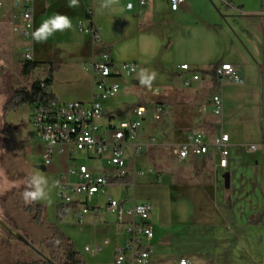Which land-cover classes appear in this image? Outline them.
Listing matches in <instances>:
<instances>
[{
    "label": "crops",
    "instance_id": "crops-1",
    "mask_svg": "<svg viewBox=\"0 0 264 264\" xmlns=\"http://www.w3.org/2000/svg\"><path fill=\"white\" fill-rule=\"evenodd\" d=\"M100 1L102 0L97 3L91 0L88 3L87 0H77L75 7H69V0H33L31 37L29 41H25L22 37L20 7L16 6L15 0H0V33L17 36L24 61L28 49L31 62L38 63V67L49 66L46 78L52 69L50 92L57 102L89 103L92 100L94 77L86 65L91 60L100 58L103 52L100 48L107 49L114 64L110 47L100 42L99 33L104 29L99 26L101 16L98 19L94 17L95 5H103ZM122 1L126 5L127 1ZM189 1L191 0H185L179 11L187 8ZM209 1L213 5H219L218 10L224 22L215 31V36L221 37L227 45L223 55L215 62L201 64V69L189 68L190 71L185 74L174 75L177 80L182 79L183 88L202 83L190 93L181 95L180 86L176 84L174 92L166 91L151 105L140 104L147 108V115L151 114L152 119L154 106L162 107L164 114L159 120L166 119V122L161 133L164 135L166 131L177 140L161 142L153 150L154 153L152 151L153 154L143 156V163L149 164L146 169L137 168L135 163L143 149L138 136L141 151L132 154L127 149L132 164L128 163L125 153L128 169L126 178L131 183L121 185L127 189L129 196L118 199L128 200L130 204L147 202L151 205L150 225L153 237L148 264H179L182 260L188 261V264H264V0ZM129 2L133 8L126 10L124 5V9L133 14L131 22L141 26L140 23L146 22L145 18L149 14L142 15L140 20L138 17L144 13L148 0L144 8L138 7L137 0ZM106 5L107 15H111L114 8L108 3ZM88 11L90 20L86 18ZM54 14L67 16L72 26L63 31L55 30L62 38L57 43L62 48L48 56L47 40L37 41L33 33ZM88 21L98 28L99 42L94 43L90 35L79 29L77 31L81 34V40L77 43L72 41L70 35L74 34L78 24L84 26ZM147 23L149 22L145 24ZM114 39L110 37L108 41ZM88 47L89 61L85 62L86 58H83L82 62L86 67L84 70L90 73L85 75L81 96H64L58 89L60 81L67 80L69 68L75 65L73 62L79 56L85 55ZM221 64H230L238 79L220 80L215 75L217 83L214 82L210 73ZM122 75L125 74L111 79V82L119 84L118 80ZM194 75L198 76L197 81H192ZM46 78L37 80L43 81ZM186 82H189L188 86H185ZM150 94L153 93H149V98ZM214 97H218L221 102L218 115L214 113ZM137 105L139 104L136 103L135 106ZM132 109L133 107L119 108L115 115L104 116L102 107L100 123L128 119ZM189 134L203 135L208 145L215 137L227 135V168L222 170L218 167L219 155L211 146L205 156L188 157L179 161L176 156L177 148ZM153 144L155 139L152 137L150 145ZM249 145H257L258 149L250 152L247 150ZM95 165L98 172L107 167L103 160ZM134 171L142 174L133 175ZM224 173L229 174L228 189L224 187L222 180ZM114 184L116 182L111 186ZM109 188L107 193L115 198ZM104 224L112 226V223ZM113 226L119 228L121 233L115 239V249L122 243L125 232L123 227L115 223ZM106 241L109 245L110 241ZM96 247L102 250V247ZM89 250L92 254L95 253L93 248Z\"/></svg>",
    "mask_w": 264,
    "mask_h": 264
},
{
    "label": "rangeland",
    "instance_id": "rangeland-1",
    "mask_svg": "<svg viewBox=\"0 0 264 264\" xmlns=\"http://www.w3.org/2000/svg\"><path fill=\"white\" fill-rule=\"evenodd\" d=\"M90 1L87 0L88 3ZM95 1L99 2V0ZM100 2L103 5L108 3L114 8L111 15H107V7L98 4L94 7V17L98 19L101 16L102 21H99V26L101 29L104 28L99 33L100 42L110 47L111 56L117 67L122 64H134L140 67L136 74L122 75L119 78L121 88L119 93L102 103L104 116L115 115L119 108L131 109L136 103L151 105L166 91L174 92L176 84L180 86L181 95L190 93L202 83H194L189 88H183L182 79L174 78L176 73L185 74L180 70V65L186 64L191 70L201 69V64L219 60L227 48L225 41L215 36V31L217 32L224 23L218 10L219 5H213L209 0H191L187 8L175 14L169 12L166 0H148V5L138 20L143 18L142 15L149 14L145 21L150 24L144 22L140 23L141 26L131 22L134 16L125 11L123 1ZM77 30L78 28L73 35H70L75 43L81 40V34ZM12 35L0 33V128L1 117L4 116L6 123L14 128L12 138L17 143L18 149L17 158L7 153L3 149L0 133V218L19 234V238L10 237L0 229V264L30 263L47 256L46 240L49 239L50 232L46 227L34 225L31 216L21 211L31 203L23 198L22 192L29 187V179L36 174L44 176L47 181V197L36 201L45 208L46 223L56 225L59 231L73 243L84 264H114V242L121 234L119 228L113 226L115 217L105 214L102 210L98 217L92 213L86 214L81 224L77 223L73 213H68L61 222H58L57 207L61 203L58 195L59 174L64 170L65 165L71 166L73 162L63 157L57 158L49 167L44 166L43 145L35 136L30 123V105L21 106L14 112L2 113V106L12 92L28 90L34 81L46 78L49 68V66H41L28 76H24L21 66L24 62L23 51L17 36ZM110 37L115 39L108 41ZM60 39L62 40L56 31L46 39L49 44L48 56L60 51L62 47L57 44ZM100 50L107 52L104 47ZM89 51L88 47L85 55L79 56L73 62L75 65L69 68L70 74L67 80L60 81L58 89L64 96H81L85 75L89 72L84 70L87 65L83 66L82 61L83 58H86L85 62L89 61ZM141 72L156 73L150 87L139 82ZM149 93H153L150 94V98ZM165 122L166 119L153 121L151 114L146 116L138 131L139 135L137 134L138 140L143 144V149L135 160L137 168L146 169L149 166L143 163V156L152 153L161 142L177 140L166 131L164 135L161 133ZM152 137L155 139V144L150 145ZM125 153L128 163L132 164L127 149ZM76 157L81 163L89 166L92 164V161L82 155L76 154ZM109 191L117 199L129 196L127 189L121 185L114 184ZM102 201L103 198L98 196L93 199V203ZM104 222L112 223V226ZM106 240H109L110 244L102 247ZM96 246L102 247V250L92 254L89 249Z\"/></svg>",
    "mask_w": 264,
    "mask_h": 264
},
{
    "label": "built area",
    "instance_id": "built-area-1",
    "mask_svg": "<svg viewBox=\"0 0 264 264\" xmlns=\"http://www.w3.org/2000/svg\"><path fill=\"white\" fill-rule=\"evenodd\" d=\"M32 1L15 0L17 7L21 9L23 23L22 37L29 41L32 31ZM126 10L133 8L132 3L126 0ZM138 7L144 8L146 0H137ZM185 0H167L170 12L179 11ZM1 9V4H0ZM90 20V11L86 13ZM80 32L90 35L94 42H99L98 28L88 21L84 26L79 23ZM31 56L26 50L25 61H30ZM87 68L94 77V94L89 103L81 102H55L44 107L40 104L31 105L30 123L35 136L43 145L42 159L45 167L55 163L57 158H67L72 165L64 166L59 174L58 195L61 203L59 207L63 211L73 213L78 224L83 223L84 216L92 213L97 216L103 210L105 214L115 217V224L123 227L125 236L122 243L114 249V264H148L152 253L150 244L153 233L150 225L151 205L144 203H129L125 199H115L107 193V189L113 182L128 177L125 149L132 154L141 151L142 145L137 142V134L145 121L147 108L142 105L133 107L130 117L117 122L107 120L101 124L102 103L119 93L120 87L116 82H109L115 77L136 73L135 65L123 64L117 68L110 55L103 51L98 60H91ZM183 72H189L186 65L180 66ZM215 75L220 80H237L238 77L230 64H221ZM194 75L192 81H197ZM189 82L185 83L188 86ZM214 113L220 114L221 102L218 97L212 99ZM164 114V109L154 106L153 119L159 120ZM229 138L225 134L215 137L211 144L205 141L201 134H189L185 137L176 151L179 161L188 157L205 156L211 146L218 152V167L227 168ZM257 145H249L247 150L254 152ZM76 154L92 161L89 166L79 162ZM105 161L107 167L97 171L95 165L98 161ZM142 174L140 171L133 172ZM102 197L100 203H93L94 197ZM108 245L104 241L103 246ZM100 250L93 248V252ZM179 264H188L182 260Z\"/></svg>",
    "mask_w": 264,
    "mask_h": 264
},
{
    "label": "trees",
    "instance_id": "trees-1",
    "mask_svg": "<svg viewBox=\"0 0 264 264\" xmlns=\"http://www.w3.org/2000/svg\"><path fill=\"white\" fill-rule=\"evenodd\" d=\"M21 66L22 74L28 76L39 64L31 61H24ZM210 74L213 81L217 83L215 71ZM51 75L52 69L49 71L46 79L43 81H34L28 90L12 92L11 96L7 98L2 106V113L14 112L24 105L31 106L33 104H40L44 107H48L52 103L57 102L55 96L50 92L52 83ZM1 122L0 133L2 135L3 149L13 158H17L16 151L18 147L17 143L12 138L14 128L6 123L4 116L1 117ZM130 183L131 180L128 178L116 181L118 185H127ZM21 211L31 216L34 225L46 227L50 232V237L46 240L47 256L30 263L17 262L16 264H84L81 256L74 248L73 243L59 231L56 225L46 223L45 208L42 205L36 201H31V203L23 207ZM67 214V211H63L60 207H57L56 220L61 222L62 218ZM21 240L25 241L22 238Z\"/></svg>",
    "mask_w": 264,
    "mask_h": 264
},
{
    "label": "clouds",
    "instance_id": "clouds-1",
    "mask_svg": "<svg viewBox=\"0 0 264 264\" xmlns=\"http://www.w3.org/2000/svg\"><path fill=\"white\" fill-rule=\"evenodd\" d=\"M76 5L77 0H69V7H75ZM102 7H107V5H102ZM71 26V20L67 16L54 14L52 17L41 23L40 27L34 31L33 37L37 41H44L53 34V31H63L71 28ZM155 75V72L150 74L141 72L139 82L150 87ZM28 185L29 187L22 192V196L26 201H38L47 197V181L44 176L39 174L33 175L29 179Z\"/></svg>",
    "mask_w": 264,
    "mask_h": 264
},
{
    "label": "water",
    "instance_id": "water-1",
    "mask_svg": "<svg viewBox=\"0 0 264 264\" xmlns=\"http://www.w3.org/2000/svg\"><path fill=\"white\" fill-rule=\"evenodd\" d=\"M222 180L224 183V187L226 189H228V187H229V174L224 173V175L222 176ZM0 229L2 231H4L7 235H9L10 237H13L16 239L19 238V234L16 231H14L12 228H10V226L5 221H3L1 218H0Z\"/></svg>",
    "mask_w": 264,
    "mask_h": 264
}]
</instances>
